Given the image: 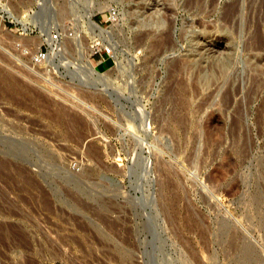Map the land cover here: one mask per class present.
I'll list each match as a JSON object with an SVG mask.
<instances>
[{
  "label": "rangeland",
  "instance_id": "1",
  "mask_svg": "<svg viewBox=\"0 0 264 264\" xmlns=\"http://www.w3.org/2000/svg\"><path fill=\"white\" fill-rule=\"evenodd\" d=\"M151 1L0 0V264H264V0Z\"/></svg>",
  "mask_w": 264,
  "mask_h": 264
},
{
  "label": "bare ground",
  "instance_id": "2",
  "mask_svg": "<svg viewBox=\"0 0 264 264\" xmlns=\"http://www.w3.org/2000/svg\"><path fill=\"white\" fill-rule=\"evenodd\" d=\"M155 1V0H154ZM154 1H151V7H152V9L153 10H150V11H152L151 13H149V15H145V17L143 18V19H141L140 21L138 20V22L141 24L140 26H143V27H145L146 29H145V31L144 32H140V37H138L137 39H136V45L137 46H144L145 44H147L148 43V41L150 40H152V47L154 48V51H155V53H158V54H160L159 52H161V50H163V49H165V48H167L168 46L170 47V45H172L173 44V38H172V36L173 35H171V34H173L174 33V29H175V20H171L170 19V17H169V13L171 12V11H173L174 13H175V10H173L172 8H170L171 7V4H168L167 3V5L165 6V11L163 12V14H160L159 13V8H157V5H156V3H154ZM167 1V0H166ZM173 1H175V0H173ZM184 2V4H182L183 5V8L184 9H186L188 12H191V11H193V13H191V14H193L192 16H194L195 18H196V23L198 24V25H203V17H205L207 14H206V12H204V7H203V5H204V3H203V5H202V3H201V1H203V0H183ZM213 1V0H212ZM169 2H170V0H169ZM181 2V1H180ZM179 2V3H180ZM179 3H177V6H180L181 4H179ZM217 4V3H216ZM150 5H149V7H150ZM174 5H176V3L174 4ZM212 6V5H211ZM214 6H217V5H215V3H214V5L212 6V7H214ZM215 8V7H214ZM172 9V10H171ZM206 9V8H205ZM236 9H237V7L234 5V3L231 5V6H227L226 7V10H225V13H224V15H223V17H224V20L225 21H231L233 18H231L234 14H235V11H236ZM161 10V9H160ZM208 10V9H207ZM210 12V11H209ZM211 12H213V10L211 11ZM165 13V14H164ZM177 13V12H176ZM146 14H148L147 12H146ZM167 14V15H166ZM209 14V13H208ZM11 16L12 17H14V15H12L11 14ZM209 16V15H208ZM138 18V17H137ZM165 20L167 21V33H165V34H160V35H158V36H156L157 34V30H160V28L162 27L163 28V25L165 24L164 22H165ZM194 21V20H193ZM205 22V21H204ZM89 23L91 24V26L93 27V28H98L99 26L94 22V20H92V18H91V15L89 16ZM195 23V22H194ZM192 24H193V22H192ZM191 24V25H192ZM165 26V25H164ZM193 27V26H192ZM209 27V26H208ZM100 28V27H99ZM141 28V27H140ZM161 28V29H162ZM207 30V29H206ZM158 32H160V31H158ZM48 37V36H47ZM46 37V38H47ZM48 39H49V37H48ZM196 39V38H195ZM197 41H201V43H202V39L201 40H197ZM197 41H196V43H197ZM49 43H51L50 41H48ZM200 43V42H199ZM198 43V44H199ZM204 43H205V45H206V42L204 41ZM212 44V43H211ZM250 44V45H249ZM260 44V43H259ZM259 44H255V46H252V43H250V42H247V44H245V45H247L246 46V48H247V50H252V51H255V50H259V48H262V46H261V44L259 45ZM202 45V44H201ZM253 45H254V43H253ZM136 46V47H137ZM174 46H176V44L174 45ZM173 46V47H174ZM173 47H170V48H173ZM210 47V46H209ZM245 47V46H244ZM59 48H62V45H55V46H52V49H53V51H54V56H56V54H57V50L59 49ZM212 48V47H211ZM152 49V48H151ZM169 49V48H168ZM203 48H201V50H202ZM219 50V49H218ZM257 50V51H258ZM152 51H153V49H152ZM232 51V50H231ZM206 52V51H205ZM214 52V51H213ZM226 52V51H225ZM152 53V52H151ZM154 53V52H153ZM227 53V52H226ZM204 54V53H203ZM214 54V53H213ZM199 55H202V54H199ZM198 55V56H199ZM212 55V54H211ZM196 56V55H195ZM209 56V55H208ZM210 57V56H209ZM205 58H206V56H205ZM185 60V59H184ZM263 60H264V58H262L261 56H259L258 54H256V52H255V55H254V57L251 59V65L253 66V68H254V70H255V72H256V70L260 73L261 72V70H262V68H261V65H263L262 64V62H263ZM190 60H189V58L186 60V63L184 64V65H186L188 62H189ZM200 62V61H199ZM171 65V64H170ZM173 65V64H172ZM176 65H177V63H176ZM176 65H174L175 67H176ZM179 65V64H178ZM177 65V66H178ZM250 65V66H251ZM169 66V65H168ZM188 66V65H187ZM263 67V66H262ZM182 68V67H181ZM253 68H252V70H253ZM177 69V68H176ZM175 68L173 69L174 71L176 70ZM251 70V71H252ZM254 70H253V72H254ZM178 71H180V70H178ZM177 71V72H178ZM182 71V70H181ZM175 72H173L172 74H174ZM182 73V72H181ZM259 73H258V75H259ZM256 76V75H255ZM259 77V76H258ZM183 81V80H182ZM258 82V81H257ZM255 85V84H254ZM12 86V85H11ZM180 86V85H179ZM178 86V87H179ZM15 87V86H14ZM17 87H19V86H17ZM17 87H15L16 89H18L19 90V88H21V86L19 87V88H17ZM177 87V88H178ZM181 87V86H180ZM12 88V87H11ZM14 88V89H15ZM182 88V87H181ZM186 88V87H185ZM195 88V87H194ZM173 90H175V89H173V88H171V91H173ZM188 91V90H187ZM197 91V90H196ZM168 92V91H167ZM172 93V92H171ZM186 100V99H185ZM205 107V106H204ZM202 111V110H201ZM212 112H214V111H212ZM214 115V114H213ZM211 117V116H210ZM201 118V117H200ZM186 119V118H185ZM208 119V118H207ZM182 121V120H181ZM187 121V120H186ZM207 121H209V120H207ZM179 122V121H178ZM208 127V126H207ZM6 166V165H5ZM129 252V251H128ZM124 256V255H123Z\"/></svg>",
  "mask_w": 264,
  "mask_h": 264
},
{
  "label": "built area",
  "instance_id": "3",
  "mask_svg": "<svg viewBox=\"0 0 264 264\" xmlns=\"http://www.w3.org/2000/svg\"><path fill=\"white\" fill-rule=\"evenodd\" d=\"M109 15H110L111 19H113V20L116 19L117 14H116L115 10L110 11ZM31 30L34 31V29H31ZM17 31L19 32L20 35L27 33V30L23 32L21 29H17ZM61 38H62V34L60 31L53 32L50 36L51 43H49L47 40H45V42L43 44H41L37 48V50L33 53L32 63L36 64V65L46 64L49 60V57H50L51 47L55 46L56 43H58L61 40ZM21 48L24 51H26V53H29V50L32 49L30 46H25V47L21 46ZM92 50H93L94 56H100L98 64H104L108 60L112 61L114 58V48H113V45H111V44L107 45V44H104L101 42H96L92 46Z\"/></svg>",
  "mask_w": 264,
  "mask_h": 264
},
{
  "label": "trees",
  "instance_id": "4",
  "mask_svg": "<svg viewBox=\"0 0 264 264\" xmlns=\"http://www.w3.org/2000/svg\"><path fill=\"white\" fill-rule=\"evenodd\" d=\"M111 60H108L107 62H106V64L109 66V65H111Z\"/></svg>",
  "mask_w": 264,
  "mask_h": 264
}]
</instances>
